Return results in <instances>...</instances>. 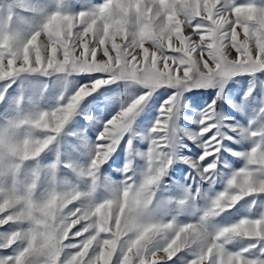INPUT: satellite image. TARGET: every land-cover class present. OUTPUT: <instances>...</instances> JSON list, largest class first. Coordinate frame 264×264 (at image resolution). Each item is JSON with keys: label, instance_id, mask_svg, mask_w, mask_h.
<instances>
[{"label": "snow or ice", "instance_id": "snow-or-ice-1", "mask_svg": "<svg viewBox=\"0 0 264 264\" xmlns=\"http://www.w3.org/2000/svg\"><path fill=\"white\" fill-rule=\"evenodd\" d=\"M67 3L55 0V10L44 13L17 0L21 15L12 4L0 14V83L6 85L0 102L22 75L56 77L65 84L74 76L87 81L67 97L61 93L47 110L33 106L20 114L22 98L17 100V115L0 126V229L13 226L0 233V251L16 246L13 255L0 256V264H177L178 259L179 264H264V207L258 218L209 231L212 220L227 219L223 214L246 197L264 196V127L232 126L231 116L218 111L231 79L264 73V0H103L76 13L66 10ZM24 13L41 19L33 23ZM121 84L141 92L103 121L94 142L80 134L78 142L89 155L86 167L62 164L78 181H87V189L58 184L59 159L41 167L42 155L81 115L88 97L99 100L94 93L103 96ZM209 88L217 89L216 97L191 121L198 131L181 127L184 94ZM169 91L151 127L142 135L134 132L135 118L152 107L154 94ZM82 119L91 121L86 112ZM228 133L259 140L246 152H233L225 144L233 141ZM126 136L121 181L101 185V169ZM135 138L147 144L139 181L129 175L133 156L141 155L133 152ZM189 143L200 149L195 159L181 154ZM225 152L242 159L243 166L227 176L222 191L206 197L198 219L181 224L161 218L165 205L182 208L200 196L199 187L192 195L189 185L180 189L182 198L156 202L172 165H186L185 180L194 174L211 189ZM45 179L49 187L41 193ZM101 186L107 195L96 199ZM253 207L255 199L249 211ZM237 238L254 243L228 251L226 245ZM185 252L191 259L180 257Z\"/></svg>", "mask_w": 264, "mask_h": 264}, {"label": "rangeland", "instance_id": "rangeland-1", "mask_svg": "<svg viewBox=\"0 0 264 264\" xmlns=\"http://www.w3.org/2000/svg\"><path fill=\"white\" fill-rule=\"evenodd\" d=\"M103 0H68L66 4V10L76 13L86 9L91 5H98ZM238 2H245V0H238ZM17 0H0V14H4L7 11L8 5H13V11L17 15H21L15 8ZM24 4L29 8L42 9L44 13L55 10V0H24ZM27 18L38 23L41 16L34 15L32 13H24ZM87 82L80 76L70 77L67 84L62 81H58L56 77L44 78L40 76H26L22 75L11 83V86L7 88L4 93V100L0 102V126L6 122L7 119L13 118L17 115L16 102L22 98L20 105V114H26L33 109V106H37L43 110L55 107L57 98L63 93L65 97L70 95L76 87H79L80 83ZM5 84L0 83V92H4ZM113 91L101 96L99 93H94V96H99V100L94 101L93 97H88L87 101L81 104V115H77L66 126L64 133L58 139L57 144L53 145L40 159V166L46 167L54 161L59 159L60 165L57 170V181L60 185H75L80 190H86L88 187L87 181H78L73 173L62 167L64 162H71L76 167H86L89 160L88 152L83 148L79 142L78 137L83 133L89 144L95 141V137L99 128L101 127L105 119L111 118V115L122 106H126L141 90L136 87H126L121 84L119 88L115 85L111 86ZM251 91V94L247 99H244L246 92ZM103 92V89H101ZM160 92H165L161 89ZM217 89L209 88L208 90H199L197 92H186L184 94V103L187 107L183 110L179 125L185 129H191L192 131H198L195 123H192L194 119L199 118V114L212 99L216 97ZM170 91L164 96H160L159 93L154 94L152 100L148 102L152 105L151 108L145 106L140 111L139 115L135 118L133 124V130L136 133L143 134L148 128L151 127L152 121L156 116V108L160 106V103L167 99ZM204 94L209 95V98H205ZM223 99L219 100V113L221 116H231L229 123L232 126H238L240 128H251L253 130L264 127V114L260 112L262 106H264V73L256 74L253 76L240 75L231 79L226 85L223 86L222 91ZM153 100L155 104H153ZM231 105V106H230ZM87 113L91 117V121L82 119V115ZM226 131V130H225ZM233 136V141H225L226 146L230 147L233 152H246L259 138H241L233 133H228ZM128 137L126 136L121 145L113 153L112 158L101 169V185L104 181H110L112 183H119L122 179L119 169L125 163V149L124 145L127 143ZM185 143H188L185 141ZM147 148V144L143 143L141 139L135 138L133 140V152L140 153L139 156H133V170L129 173L135 180L139 181L145 170L146 163L143 158V153ZM200 152L199 148L189 143L187 149L183 150L182 155L192 156L193 159L198 156ZM195 153V155H193ZM244 161L234 156L229 155L227 152L222 157V163L218 167V178L215 185L210 189L208 184H202L198 176L194 174L185 180L184 174L190 170L184 164H173L168 170V174L163 178L160 188L157 192L156 202H162L168 199L176 200L182 198L181 188H187L190 185L189 192L195 195L197 188L200 189L199 198L192 200L189 199L186 205L182 208H177L175 203L165 205L160 210V216L164 220L175 218L177 223L195 222L202 214L203 209L207 205L206 197H210L216 192L224 189V180L234 170L243 166ZM227 164L228 167H224ZM166 186V187H165ZM49 184L47 180H43L40 187V192L43 193L47 190ZM107 195L104 187L98 188L94 194L96 199H102ZM256 200V207L251 208L249 206L252 200ZM261 207H264V196L258 197H246L245 200L240 201L230 213L223 214L222 217H216L210 222L209 231H213L216 227L224 226L226 224L235 223L241 218L255 219L260 214ZM13 226L6 225L3 229H0V233H6L12 230ZM254 241L237 238L226 245V249L230 252H236ZM16 251V246L7 249L6 251H0V256L13 255ZM70 254L66 253V255ZM255 250L249 255H255ZM180 257L187 261L191 259V255L188 252L181 253ZM64 257H62L63 259ZM179 264V259L177 260Z\"/></svg>", "mask_w": 264, "mask_h": 264}, {"label": "trees", "instance_id": "trees-1", "mask_svg": "<svg viewBox=\"0 0 264 264\" xmlns=\"http://www.w3.org/2000/svg\"><path fill=\"white\" fill-rule=\"evenodd\" d=\"M205 95H206V94H204V96H205ZM205 98H209V95H206ZM218 102H219V101H218Z\"/></svg>", "mask_w": 264, "mask_h": 264}]
</instances>
